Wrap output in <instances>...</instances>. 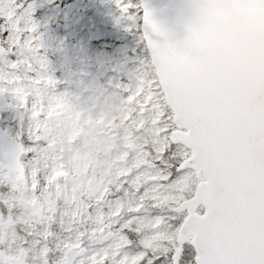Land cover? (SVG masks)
<instances>
[{
    "label": "snow or ice",
    "instance_id": "6c2138e0",
    "mask_svg": "<svg viewBox=\"0 0 264 264\" xmlns=\"http://www.w3.org/2000/svg\"><path fill=\"white\" fill-rule=\"evenodd\" d=\"M127 30L143 5L114 0ZM27 0H0V92L31 104L36 151L17 145L0 162V264H264V63L236 84L189 74L176 45L150 49L135 86L123 89L130 117L147 142L139 163L115 183L69 168L49 121L60 106ZM146 29H158L147 10ZM165 92L169 103H162Z\"/></svg>",
    "mask_w": 264,
    "mask_h": 264
},
{
    "label": "clouds",
    "instance_id": "9594fccd",
    "mask_svg": "<svg viewBox=\"0 0 264 264\" xmlns=\"http://www.w3.org/2000/svg\"><path fill=\"white\" fill-rule=\"evenodd\" d=\"M181 39L176 56L200 80L236 84L252 66L264 63V0H181ZM50 135L65 164L90 181L115 183L139 163L147 136L113 93L57 95ZM165 92L162 103H169Z\"/></svg>",
    "mask_w": 264,
    "mask_h": 264
},
{
    "label": "rangeland",
    "instance_id": "374dc122",
    "mask_svg": "<svg viewBox=\"0 0 264 264\" xmlns=\"http://www.w3.org/2000/svg\"><path fill=\"white\" fill-rule=\"evenodd\" d=\"M139 5V0H132ZM32 5V19L37 24L41 38V54L46 60L49 76L58 81L55 95L84 96L110 92L122 98L123 89L136 84L138 69L145 61L146 48L140 32V8L138 30L128 31L127 21L122 17L114 0H27ZM66 43L71 44L68 53ZM148 54V53H147ZM17 57L0 61V69L15 62ZM81 84L80 89L71 83ZM19 107L12 89L0 92V107L10 105L13 125L10 134L25 142L28 153L25 164L39 154L43 142L32 139L34 122L31 104Z\"/></svg>",
    "mask_w": 264,
    "mask_h": 264
},
{
    "label": "water",
    "instance_id": "95a60500",
    "mask_svg": "<svg viewBox=\"0 0 264 264\" xmlns=\"http://www.w3.org/2000/svg\"><path fill=\"white\" fill-rule=\"evenodd\" d=\"M142 7L141 32L144 36L147 31L149 39L160 45H176L181 39V29L179 25V13L181 0H140ZM147 10L150 19L156 25L158 32L153 33L151 29H146L143 23V12ZM147 46V44H146ZM65 50H70V44L65 45ZM147 50L150 54V49ZM79 87L76 83H73ZM17 144L7 135L0 132V162H15L16 153L18 151ZM21 147V146H20Z\"/></svg>",
    "mask_w": 264,
    "mask_h": 264
},
{
    "label": "flooded vegetation",
    "instance_id": "af4514ba",
    "mask_svg": "<svg viewBox=\"0 0 264 264\" xmlns=\"http://www.w3.org/2000/svg\"><path fill=\"white\" fill-rule=\"evenodd\" d=\"M11 111H12V109H11L10 105H8V104H6L5 107H4V105L0 107V129L7 134H10L9 133L10 128L13 125V121L11 118V115H12Z\"/></svg>",
    "mask_w": 264,
    "mask_h": 264
}]
</instances>
